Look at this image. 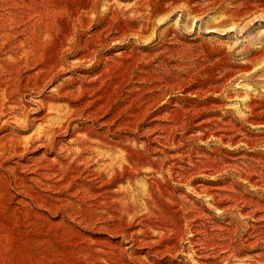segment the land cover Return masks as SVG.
Returning <instances> with one entry per match:
<instances>
[{
    "label": "rangeland",
    "instance_id": "1",
    "mask_svg": "<svg viewBox=\"0 0 264 264\" xmlns=\"http://www.w3.org/2000/svg\"><path fill=\"white\" fill-rule=\"evenodd\" d=\"M0 227L20 264H264V0H0Z\"/></svg>",
    "mask_w": 264,
    "mask_h": 264
},
{
    "label": "bare ground",
    "instance_id": "2",
    "mask_svg": "<svg viewBox=\"0 0 264 264\" xmlns=\"http://www.w3.org/2000/svg\"><path fill=\"white\" fill-rule=\"evenodd\" d=\"M4 236L0 227V264H20L19 249L14 245L1 242Z\"/></svg>",
    "mask_w": 264,
    "mask_h": 264
}]
</instances>
